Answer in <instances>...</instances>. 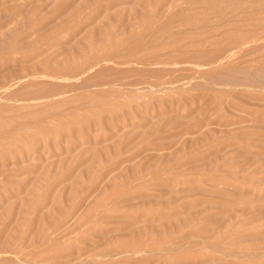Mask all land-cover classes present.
Masks as SVG:
<instances>
[{"label":"rangeland","instance_id":"1","mask_svg":"<svg viewBox=\"0 0 264 264\" xmlns=\"http://www.w3.org/2000/svg\"><path fill=\"white\" fill-rule=\"evenodd\" d=\"M0 264H264V0H0Z\"/></svg>","mask_w":264,"mask_h":264},{"label":"bare ground","instance_id":"2","mask_svg":"<svg viewBox=\"0 0 264 264\" xmlns=\"http://www.w3.org/2000/svg\"><path fill=\"white\" fill-rule=\"evenodd\" d=\"M7 22H8V21H7ZM10 35H11V34H10ZM150 37H151V36H150ZM150 37H149V38H150ZM17 42H18V41H17ZM20 45H21V44H19V47H20ZM12 46H13V45H12ZM137 46H138V45H137ZM14 47H15V46H14ZM14 47H13V48H14ZM14 49H15V48H14ZM100 56H101V55H100ZM109 57H110V56H109ZM122 58H123V57H122ZM157 60H158V59H157ZM161 60H162V59H161ZM210 60H211V59H210ZM153 61H154V59H153ZM155 61H156V60H155ZM155 61H154V62H155ZM158 61H159V60H158ZM156 62H157V61H156ZM118 64H119V63H118ZM155 64H156V63H155ZM158 65H159V64H158ZM160 65H161V64H160ZM7 78H8V77H7ZM149 84H150V83H149Z\"/></svg>","mask_w":264,"mask_h":264}]
</instances>
